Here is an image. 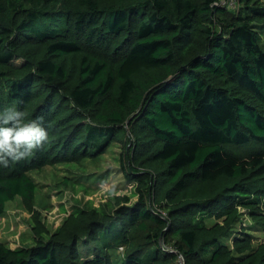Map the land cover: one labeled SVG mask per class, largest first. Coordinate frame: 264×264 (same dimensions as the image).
<instances>
[{"label":"trees","instance_id":"1","mask_svg":"<svg viewBox=\"0 0 264 264\" xmlns=\"http://www.w3.org/2000/svg\"><path fill=\"white\" fill-rule=\"evenodd\" d=\"M218 2L0 0V109L49 130L0 167V217L19 197L31 233L0 264H264V1ZM113 143L130 193L50 230L30 173Z\"/></svg>","mask_w":264,"mask_h":264},{"label":"rangeland","instance_id":"2","mask_svg":"<svg viewBox=\"0 0 264 264\" xmlns=\"http://www.w3.org/2000/svg\"><path fill=\"white\" fill-rule=\"evenodd\" d=\"M264 1V0H261ZM231 11H237V0H219ZM263 47H264V31ZM250 147L243 149L249 150ZM120 145L113 143L107 152L95 160H86L81 165L45 166L40 171L30 173L38 185L35 207L41 212L43 220L50 230L61 223L64 216L75 204L80 206L105 202L112 194H129L131 185L126 182L119 166ZM66 183H63V180ZM133 197L131 200L134 201ZM29 214L19 197L6 203L5 212L0 217V240L14 248L30 242L28 227ZM241 224L253 228L249 217L242 216ZM254 229V228H253ZM255 241L264 242V229L251 230ZM227 243L230 240H223ZM83 248V243L79 245ZM120 251V250H118Z\"/></svg>","mask_w":264,"mask_h":264},{"label":"clouds","instance_id":"3","mask_svg":"<svg viewBox=\"0 0 264 264\" xmlns=\"http://www.w3.org/2000/svg\"><path fill=\"white\" fill-rule=\"evenodd\" d=\"M48 138L42 117H29L15 103L0 109V167L27 159L42 149Z\"/></svg>","mask_w":264,"mask_h":264}]
</instances>
